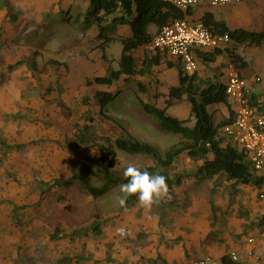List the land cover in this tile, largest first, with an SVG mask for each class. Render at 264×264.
Here are the masks:
<instances>
[{
	"label": "rangeland",
	"instance_id": "obj_1",
	"mask_svg": "<svg viewBox=\"0 0 264 264\" xmlns=\"http://www.w3.org/2000/svg\"><path fill=\"white\" fill-rule=\"evenodd\" d=\"M12 3L13 0H0V264H64L60 261L64 257L69 258L68 264H101L112 243L111 238L107 240L108 234L102 227L112 226L110 224L120 218L123 220V214L131 211L136 196L122 207L118 197L124 182L112 185L100 197H93L77 185L78 194L68 207L56 197L59 193L68 194L72 184L67 188L48 186L42 193L40 181L51 183L55 178L66 179L72 161L80 158L92 163L93 185L103 182L96 164L97 151L91 146L78 145L75 137L78 128L88 119L86 116H90L99 134L114 138L129 133L154 144L161 153L181 140L179 134L161 130L157 119L146 113L139 102H154L164 107L163 98L153 96L165 88L160 79L164 68L159 70L157 67L144 76L135 75L137 78L131 77L127 82L120 79L112 85L110 90L121 88V92L109 104L110 118H106L100 114L93 97L103 86L88 81L107 71L106 67L114 69L117 66L120 43L108 44L106 58L101 56V48L94 47L92 28L82 34V22L75 15L76 11L82 16L87 13L86 8L82 13V3L73 5L71 17L67 12L56 11L44 13L45 18L31 9L16 10ZM135 56L141 57V51H135ZM51 59L65 62V65L52 64L48 61ZM223 64L221 61V66L212 67L201 63L202 76L211 73L212 69L222 76L220 69L227 66ZM252 73V77L259 76ZM209 108L216 122L225 116V109L217 105ZM167 112L187 119L186 125L191 126L194 121L185 99L175 101ZM118 158L112 171L121 180L129 163L141 168L156 166L162 169L154 158L144 154L119 150ZM194 168L195 163L182 153L169 167L168 174L172 177L176 173L187 175ZM169 188H173L169 189L171 198L149 210L150 216L161 211L165 215L161 219L163 224L169 223V212H174L173 216L177 215L175 212L186 214L192 207L191 218L201 219L198 214L207 208L206 201L210 203V211L206 210L211 212L214 222L217 219L226 229L233 216L250 218V224L260 219L262 204L256 194L261 187L220 175L202 179L190 176L180 185ZM171 200L173 203L179 201L178 205L183 209L175 208ZM142 211L147 210L139 204L128 215L131 225L123 223L127 239L134 242L148 239L142 224L144 217L133 215ZM218 217L221 218L218 220ZM249 222L241 225L237 240L246 233ZM94 223L99 225L98 231L92 229ZM56 227L59 229L57 234L54 233ZM219 228L215 229L216 233L222 232ZM169 231L167 235H161L160 245L170 248L181 245L186 249V241L173 234L172 226ZM200 238L189 230L188 245L194 242L197 255H205L212 243L200 241ZM13 250H16V256L10 259ZM186 255L191 258L189 249ZM161 256L157 255V264H162Z\"/></svg>",
	"mask_w": 264,
	"mask_h": 264
},
{
	"label": "trees",
	"instance_id": "obj_2",
	"mask_svg": "<svg viewBox=\"0 0 264 264\" xmlns=\"http://www.w3.org/2000/svg\"><path fill=\"white\" fill-rule=\"evenodd\" d=\"M119 2L114 0H89V7L81 23V30L84 31L92 24L96 26V39L98 40L96 47L101 48L103 58H106L105 45L112 40H119L121 52L116 69L109 67L105 74L94 76L88 83L111 86L115 81L122 78V75H125L123 79L127 82L132 76L148 74L152 66H157L161 63V60H164L167 67H174L178 72V83L169 87L164 96V107H160L154 102L143 100L139 102L146 113L157 119L161 130L179 134L181 140L161 153L154 144L139 140L129 133L120 134L114 138L99 134L91 123L90 116H86L88 119L83 126L78 128L75 137L78 145L91 146L97 151L96 164L100 169L103 182L98 186L93 185L91 182L92 163L77 158L72 161L70 175L66 179L55 178L51 183L40 181L42 185L41 192L45 193V187L48 186L49 188L50 186H66L67 188L69 184H72V189H69L68 194L59 193L56 197L58 202L68 207L78 194L77 185L81 187L82 191L93 197L106 194L112 185L127 182L125 178L121 180L112 171L119 162V150L129 154H144L154 158L162 169L156 166H146L142 169L146 168L150 173L159 172L166 176L169 187L180 185L185 178L190 176L202 179L220 175H225L228 179L239 183L261 187L264 183V175H256L244 150L233 145L225 136L220 134L222 126L229 123L233 118V111L230 108L225 90L224 77L220 79L218 74L202 76L198 72L199 66L194 73L188 74L183 70L178 59L170 58L174 60L172 62L168 59L169 57L161 52L146 53L141 62L137 64L134 53L138 47L146 45L153 39L154 35L148 31L149 25L156 26L158 31L161 26L170 20L183 18L191 22L200 20L212 32L228 34L229 43L232 42L233 46L229 47L228 43L224 48L217 47L211 51L196 50L197 60H200L201 63L213 62L217 55L226 54L237 72L244 76L243 71L248 62L237 52L236 46L239 44L264 45V29L230 28L225 21L216 19L213 13L209 11L196 18L192 17L194 8L183 10L163 0H119ZM122 24L129 26V35L124 37L113 36L111 26ZM48 61L56 65H65V62L54 59ZM120 92V88L115 90L98 89L94 92L93 97L99 106L101 115L110 118L108 106L118 97ZM153 96L160 97L158 93H154ZM182 99H185L189 104V115L193 116L194 119L191 126L185 124L187 119H181L167 112V108L172 106L176 100ZM250 100L264 110V105L257 101V95L252 93ZM220 103L226 106L227 114L216 122L209 107ZM182 153H186L195 163V168L187 175L176 173L172 177L168 174V169ZM134 197H128L124 206ZM92 229L98 231L99 225L94 223ZM58 231L59 229L56 227L54 233L57 234ZM67 260H69L68 257L60 259L64 264H68ZM221 262L222 264H242L233 261L229 255H223Z\"/></svg>",
	"mask_w": 264,
	"mask_h": 264
},
{
	"label": "crops",
	"instance_id": "obj_3",
	"mask_svg": "<svg viewBox=\"0 0 264 264\" xmlns=\"http://www.w3.org/2000/svg\"><path fill=\"white\" fill-rule=\"evenodd\" d=\"M9 1V0H8ZM12 1V0H11ZM78 3L84 4L83 6H80L82 13L83 9H88L89 7V0H20L15 1L13 0V5L16 10H22L26 11V9H31L35 11L36 13L40 14V16L44 15V13H54L56 11H62L67 12L69 16H72V10L73 5H76ZM53 5V6H52ZM211 12L215 16L216 19L225 21L226 24L230 28L235 27H243L249 30H262L264 29V0H240L237 2H234L230 5L223 6V7H210L207 4L201 5L199 7L194 8V13L192 17L198 18L202 13L204 12ZM77 12V13H76ZM75 15L77 19L80 20V22L83 21V18L85 15L82 16L80 11H76ZM25 14V13H24ZM45 18V16H42ZM47 23V21H44ZM259 28H255L258 27ZM262 26V27H261ZM113 31L112 35L117 36H127L129 35V26L127 24L122 25H112L111 26ZM92 28L93 35L95 37V48L98 44V40L96 39L97 34V28L94 24H92L89 28L85 29L82 34L86 33L88 29ZM148 31L155 35L158 31L156 26L149 25ZM111 43H120L118 39L112 40L109 43L105 45V51L107 52V45ZM121 45V43H120ZM233 43H229V47H232ZM236 46V45H235ZM237 52L240 53L248 62L247 67L243 71L244 77L247 78L251 88L252 93L257 95V101L258 103H261V105H264V45L262 46H249L244 44H239L236 46ZM119 48V47H118ZM136 51H141V57H136V62L139 64L144 57L146 53H150L145 49L144 46L138 47ZM205 51H211L209 50H202ZM105 52V54H106ZM135 54V53H134ZM120 56V55H119ZM118 56V58H119ZM171 60L170 58H168ZM226 60V64H225ZM172 62L174 60H171ZM221 61L224 62V66L227 65V63L230 61L228 56L226 54L223 55H217L215 57V61L208 62V64H211L212 67L221 66ZM198 66H199V74H202V66L200 60H198ZM117 66L114 67L116 69L118 67V61ZM159 67L164 68V72L161 73V82L163 83L164 89H160L155 93H158L160 97L163 98L164 102V96L167 93L168 89L172 85H176L178 83V72L174 67H167L166 62L164 60H161V63L157 66H152L150 72H153L155 68ZM225 68L222 67L220 71H223L225 76ZM256 68L259 69V71H256ZM107 70V67H106ZM252 71H254L256 75H259L260 80L258 82L254 81V77H252ZM106 71L102 74L97 75H103ZM149 74V73H148ZM213 74H217L215 69L209 72V74H206L205 76H211ZM147 75V74H144ZM144 75H136V76H144ZM96 76V75H95ZM136 76H132L134 78H137ZM223 74L220 76V79L224 77ZM125 75H122V80ZM131 78V77H130ZM129 78V80H130ZM120 79L115 81L117 83ZM126 82V81H125ZM103 86L100 89H106L110 90L109 88L112 86ZM121 89V88H120ZM112 90V89H111ZM158 97V98H160ZM177 101V100H176ZM175 103V102H174ZM224 106V108H223ZM161 107V106H160ZM217 107L224 110V115L227 114L226 106L223 103L217 104ZM175 116V115H174ZM214 117V115H213ZM215 120V118H214ZM257 196L261 201L262 208L260 210V219L257 220V223L254 222L250 224V218L248 220H245V218H238L237 216H233L231 221L228 223V229L226 227L224 228L221 226L220 222H214L211 216V212H208L206 209L210 211V206L207 201L205 205L207 208L203 209V212L198 214L199 216H202L201 219H192L191 214L193 211V207L188 210L186 214L177 213V215L173 216L172 213L169 212L168 215V222L169 223H162L161 219L165 218V215L159 211L158 215L154 214L153 216L149 215L150 211L149 209H146L147 211H142L138 214H133L134 216L140 215L141 217H144L143 220V226H144V232L145 235L148 234V239H141L137 242L132 241V239H127L126 235L120 236L116 229L118 227H125L123 223H128L127 225L130 226L131 223L129 221L131 220L128 216L129 214L133 213V210L139 207L138 199L134 200L131 205V211H126L123 214V220L121 218L117 220L116 222H112L107 228L102 227V230L106 231L108 234L107 240L111 238V246L110 248L107 247V254L105 259L101 261V264H157L156 257L157 255H162L161 259H163L162 264H190L192 259L198 256H201L200 254L197 255L198 249L195 248L194 242L190 243L188 245L189 241V230H192L193 234L200 235L201 238L200 241H205L206 243H212L207 247V253L213 258V264H222L221 257L223 255H229L231 256V252H235L238 255V260L236 262L242 263V264H264V244L257 243L254 245L253 254H248L247 249L249 245L246 243L245 239L248 235L254 234L259 227L261 223L264 222V198H261L259 196L260 192L264 191V183L261 186V188L257 189ZM178 190H176V193ZM179 193V192H178ZM137 198V197H136ZM172 204H174L177 209H183L182 206L178 205L179 201H173L171 200ZM155 209H158L155 207ZM157 211V210H156ZM153 214V213H152ZM189 214V215H188ZM149 215V216H148ZM217 215H219V211L217 212ZM221 215V214H220ZM189 216L188 219L186 217ZM195 218V217H194ZM221 217H218V220ZM262 218V219H261ZM194 220V221H190ZM198 220V221H197ZM172 221V223H171ZM249 222V228L245 229L246 233L244 235H241L239 237V240H237L239 233L242 231V224H246ZM174 224V226L172 225ZM227 224V223H225ZM172 226V231L174 235H177L178 237L182 238V241H186V249H182L181 245H175V247H165L161 246L159 241L162 234H168L169 227ZM219 226L223 229L222 232L216 233V228L220 229ZM214 231H212V230ZM103 231V234L105 233ZM105 235V234H104ZM132 238V236H129ZM150 239V240H149ZM104 238H102L103 242ZM191 251V258L188 259L186 255V250ZM203 255V254H202ZM16 256V250H13L10 254V259L14 258ZM152 259V261L150 260ZM235 261V260H233ZM12 263V262H9Z\"/></svg>",
	"mask_w": 264,
	"mask_h": 264
},
{
	"label": "built area",
	"instance_id": "obj_4",
	"mask_svg": "<svg viewBox=\"0 0 264 264\" xmlns=\"http://www.w3.org/2000/svg\"><path fill=\"white\" fill-rule=\"evenodd\" d=\"M119 2V0H114ZM185 10L207 4L210 7H223L240 0H163ZM120 3V2H119ZM228 34L212 32L202 21L174 19L160 27L153 39L145 45L150 53L161 52L169 58L178 59L183 70L194 73L198 69L196 50H212L224 48L229 43ZM255 82L260 77L255 76ZM224 82L226 94L233 111L232 120L223 125L220 134L233 145L244 150L256 175H264V110L250 100L252 88L246 77L241 76L229 61L225 68ZM259 196L264 198V191ZM249 245L248 254H253L254 245L264 244V222L259 225L254 234L245 239ZM232 260H238V255L231 252ZM190 264H213L209 254L192 259Z\"/></svg>",
	"mask_w": 264,
	"mask_h": 264
},
{
	"label": "clouds",
	"instance_id": "obj_5",
	"mask_svg": "<svg viewBox=\"0 0 264 264\" xmlns=\"http://www.w3.org/2000/svg\"><path fill=\"white\" fill-rule=\"evenodd\" d=\"M123 176L127 182L120 185L118 200L121 206L125 205L128 197L136 196L141 207L151 210L154 205L171 198L167 178L159 172L150 173L146 168L129 163ZM116 232L120 236L127 234L124 227H118Z\"/></svg>",
	"mask_w": 264,
	"mask_h": 264
}]
</instances>
